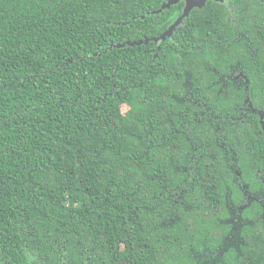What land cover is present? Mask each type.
<instances>
[{
    "label": "trees",
    "instance_id": "1",
    "mask_svg": "<svg viewBox=\"0 0 264 264\" xmlns=\"http://www.w3.org/2000/svg\"><path fill=\"white\" fill-rule=\"evenodd\" d=\"M168 1L0 0V264H264V87L220 89L226 6L113 47Z\"/></svg>",
    "mask_w": 264,
    "mask_h": 264
},
{
    "label": "flooded vegetation",
    "instance_id": "2",
    "mask_svg": "<svg viewBox=\"0 0 264 264\" xmlns=\"http://www.w3.org/2000/svg\"><path fill=\"white\" fill-rule=\"evenodd\" d=\"M181 2L184 3L182 13L174 21L183 15L186 8V2ZM221 3L226 6L224 22L229 23V27L226 26L223 30L222 37V47L227 56L223 64L224 74L216 72L217 82L221 84L220 89L250 88L251 78L247 74L250 72L254 73L255 87H264V78L260 77L259 72L261 56H264V0H236L235 3L232 0H224ZM258 100V107L253 105L254 108L251 111L258 119L256 123L258 134L264 137V110L260 107L264 105V102L262 104L261 96H258ZM243 190L247 199L251 200V194L246 187H243ZM257 196L256 193L252 199L256 200ZM260 204L264 205V203ZM245 207L240 208L241 214Z\"/></svg>",
    "mask_w": 264,
    "mask_h": 264
},
{
    "label": "water",
    "instance_id": "3",
    "mask_svg": "<svg viewBox=\"0 0 264 264\" xmlns=\"http://www.w3.org/2000/svg\"><path fill=\"white\" fill-rule=\"evenodd\" d=\"M184 1L186 2V8L184 9L183 15L175 21L166 32H164L159 37H153L150 39H145L143 41H136V42H125L118 45H113L115 48H124L126 46L136 47L143 44H148L150 41L156 44H163L167 39L171 38L175 31L178 29L179 26L182 25L184 20L188 18L194 9H202L205 8L207 3L211 0H170L162 7L161 10L154 12L155 14L161 13L165 9L171 8V6L178 4L179 2ZM215 2H223L224 0H212ZM158 51H161V47H158Z\"/></svg>",
    "mask_w": 264,
    "mask_h": 264
},
{
    "label": "rangeland",
    "instance_id": "4",
    "mask_svg": "<svg viewBox=\"0 0 264 264\" xmlns=\"http://www.w3.org/2000/svg\"><path fill=\"white\" fill-rule=\"evenodd\" d=\"M127 108L126 107H123V112H126Z\"/></svg>",
    "mask_w": 264,
    "mask_h": 264
},
{
    "label": "snow or ice",
    "instance_id": "5",
    "mask_svg": "<svg viewBox=\"0 0 264 264\" xmlns=\"http://www.w3.org/2000/svg\"><path fill=\"white\" fill-rule=\"evenodd\" d=\"M213 264H214V262H213Z\"/></svg>",
    "mask_w": 264,
    "mask_h": 264
}]
</instances>
